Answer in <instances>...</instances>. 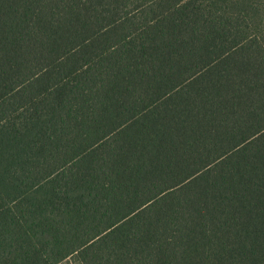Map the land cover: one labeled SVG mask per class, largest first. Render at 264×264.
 Returning <instances> with one entry per match:
<instances>
[{
    "label": "trees",
    "instance_id": "obj_1",
    "mask_svg": "<svg viewBox=\"0 0 264 264\" xmlns=\"http://www.w3.org/2000/svg\"><path fill=\"white\" fill-rule=\"evenodd\" d=\"M264 264V0H0V264Z\"/></svg>",
    "mask_w": 264,
    "mask_h": 264
},
{
    "label": "rangeland",
    "instance_id": "obj_2",
    "mask_svg": "<svg viewBox=\"0 0 264 264\" xmlns=\"http://www.w3.org/2000/svg\"><path fill=\"white\" fill-rule=\"evenodd\" d=\"M59 264H71L69 260L65 261V262H62V263H59Z\"/></svg>",
    "mask_w": 264,
    "mask_h": 264
}]
</instances>
